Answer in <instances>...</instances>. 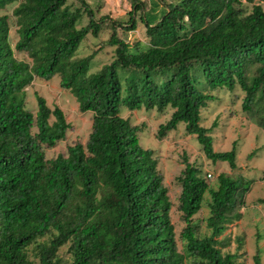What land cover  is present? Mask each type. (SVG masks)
Segmentation results:
<instances>
[{
	"label": "trees",
	"instance_id": "trees-1",
	"mask_svg": "<svg viewBox=\"0 0 264 264\" xmlns=\"http://www.w3.org/2000/svg\"><path fill=\"white\" fill-rule=\"evenodd\" d=\"M69 1L0 0V11L14 6L0 15V264H235L237 254L222 251L230 244L222 236L241 218L235 209L245 206L254 181L223 172L207 174V181L184 159L176 178L184 223L179 249L154 153L139 145L140 127L121 108H170L158 139L183 123L212 165L236 170V142L216 152L210 135L216 122L204 126L201 111L216 101L217 90L238 88L242 112L264 130V7L255 0H177L153 2L146 12L141 1L130 0L125 26L110 19L112 60L92 73L94 55L77 54L108 18L96 19L97 9L85 0H76L82 7L75 9ZM137 14L146 44H129L114 32L117 24L134 30ZM55 77L92 123L84 145L47 159L44 148L64 141L70 125L38 94L35 113L29 111L26 89L34 78ZM203 207L208 234L194 219ZM65 246L68 260L60 255ZM252 261L261 264L259 251Z\"/></svg>",
	"mask_w": 264,
	"mask_h": 264
},
{
	"label": "rangeland",
	"instance_id": "rangeland-1",
	"mask_svg": "<svg viewBox=\"0 0 264 264\" xmlns=\"http://www.w3.org/2000/svg\"><path fill=\"white\" fill-rule=\"evenodd\" d=\"M143 3L144 11H148L153 2L157 4L174 3L177 0H139ZM93 10L97 9L95 18L107 17L108 20L102 24V29L97 37L88 35L80 45L77 57H84L93 54L90 72L99 71L102 66L108 64L113 57V48L107 44V40L112 34L111 21H116L126 25L128 12L131 10L130 0H85ZM254 5L260 4L264 7V2L254 1ZM72 8H81L79 1L68 2ZM248 10L250 11V7ZM14 6H9L6 10L0 11L2 14H10ZM137 23L134 30L126 31L118 24L115 27V34L119 39L126 40L129 44L139 41L147 43L145 29L139 22V14L135 16ZM86 18L82 25H86ZM16 27L10 21L9 41L12 47L18 37L15 33ZM15 58L31 64V60L25 53L15 52ZM35 94L43 97L52 110L57 107L65 115L66 122L70 125L64 141H60L53 148H44L47 159L55 158L59 154L66 155L67 148L76 143L85 144L91 131L92 116L90 113H80L75 98L66 90L60 87L58 77L50 81L34 78L31 85L26 89V108L35 113L36 101ZM216 101L201 111L202 124L211 127V137L214 150L216 152L229 151L232 143L236 142V165L237 169L231 171L227 163L219 162L212 165L203 155L200 145L195 136L188 135L185 125L179 124L177 128L168 133L163 139H158L156 132L160 124H164L170 119L173 112L170 108L162 112L154 110L140 109L138 111H128L125 108L121 116L130 120L132 125L140 127L138 133L139 145L144 149L152 150L157 161V168L163 176V184L168 189V196L171 202L170 218L174 226L176 240L180 249L179 234L184 223L181 221V213L178 210V198L180 186L176 178L184 169V159L191 164H196L202 169L206 180L209 181L216 174L223 172L231 177L243 176L245 179L253 180L249 193L245 198V206L236 208L235 213H240L241 218L229 224L222 238H228L230 244L222 251L224 253L237 254L235 264H253L252 257L255 252L260 250L261 260L264 259V205L257 203L258 199L264 198V130L255 123V116L242 112L241 104L244 94L238 88L233 91L217 90L214 93ZM211 175L208 179L206 175ZM207 216L205 207L194 217L201 226V232L208 234L202 218ZM221 238V239H222ZM242 240L237 242V239ZM67 246L61 248L60 255L62 260H68L66 253ZM261 264H264L262 261Z\"/></svg>",
	"mask_w": 264,
	"mask_h": 264
},
{
	"label": "crops",
	"instance_id": "crops-1",
	"mask_svg": "<svg viewBox=\"0 0 264 264\" xmlns=\"http://www.w3.org/2000/svg\"><path fill=\"white\" fill-rule=\"evenodd\" d=\"M261 252H262V251L260 250V252H259L260 256H261ZM255 254H256V252H255ZM260 256H259V257H260ZM260 260H261V258H260ZM262 261L264 262V259H262ZM262 261H261V262H262Z\"/></svg>",
	"mask_w": 264,
	"mask_h": 264
}]
</instances>
